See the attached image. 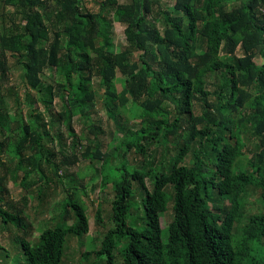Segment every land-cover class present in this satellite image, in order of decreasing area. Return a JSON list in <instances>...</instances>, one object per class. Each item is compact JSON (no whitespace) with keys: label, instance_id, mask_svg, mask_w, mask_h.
<instances>
[{"label":"trees","instance_id":"16d2710c","mask_svg":"<svg viewBox=\"0 0 264 264\" xmlns=\"http://www.w3.org/2000/svg\"><path fill=\"white\" fill-rule=\"evenodd\" d=\"M163 1L100 0V10L91 12L82 10L78 0H4L14 8L9 14L14 28L0 31V93L10 80V52L25 71L24 86L29 91L47 88L50 95L43 97L44 102L60 97L61 118L70 130L72 117L95 98L93 74L105 87L112 115L130 100L140 102L142 126L127 130L120 140L127 150L134 147L145 154L144 141L149 137L144 133L157 141L160 135L165 138L186 129L187 122L188 135L168 163L170 171L152 164L132 166L123 159L114 172L116 154L88 146L82 152L84 158L102 160L101 170L108 171L103 186L112 182L114 228L108 230L98 253L107 264H114L113 248L122 242L123 264H264V213L251 216L241 236L233 234L243 217L242 197L248 187L260 191L264 204V61L257 65L253 60L257 52L264 60V0H175L172 9ZM154 6L159 9L155 14ZM106 7L113 20L124 26L127 42L114 53L108 50L109 22L102 14ZM160 16L163 33L149 21ZM199 41L204 44L201 53ZM239 45L244 54L236 62L222 59V51L233 54ZM134 52L139 53L138 59L129 60ZM47 69L76 75L77 82L51 86L42 77ZM210 73L221 76L215 93L220 103L210 98L206 82ZM4 102L1 97L0 154L8 150L20 156L31 150L37 162L46 158L52 163L54 154L44 142L50 134L46 123L37 121L31 111L29 118L23 117L22 133L13 144L12 130L1 111ZM195 102L202 108L200 114L193 111ZM165 103L172 109L162 115ZM245 109L251 110L247 119L260 137L258 153L247 164L240 162L244 143L238 123L243 117L235 119ZM91 131L96 133V126ZM187 157L192 163L185 161ZM146 178L151 179V188ZM5 188L0 180V192ZM137 188L142 192L140 222L129 224ZM214 191L223 203L213 201ZM170 199L173 219L163 230L160 218ZM2 202L0 193V217L5 224L15 223L20 212L12 213ZM96 216L101 220L100 210ZM61 219L42 232L37 245L22 240L24 264H62L68 237L89 231L85 208L72 194L64 202Z\"/></svg>","mask_w":264,"mask_h":264},{"label":"rangeland","instance_id":"374dc122","mask_svg":"<svg viewBox=\"0 0 264 264\" xmlns=\"http://www.w3.org/2000/svg\"><path fill=\"white\" fill-rule=\"evenodd\" d=\"M82 10L98 12L100 0H78ZM137 0H117L118 3L136 2ZM175 0H164L166 8L172 9ZM13 7L7 5L4 0H0V31L1 34L13 30L9 14L13 12ZM157 6L153 7V14L158 12ZM103 16L109 22L107 31L110 34V45L108 50L114 53L122 49L126 44L124 26L115 22L109 12L108 7L103 11ZM154 26L158 27L163 33L165 23L163 17L154 21L149 18ZM204 44L198 42L197 51L203 52ZM137 52H134L129 60L138 59ZM243 50L239 45L233 54L221 52V57L226 62H236L243 56ZM257 65L263 63V58L257 52L254 57ZM8 64L10 68L9 83L6 84L0 93L4 99L2 113L7 119V127L11 128L9 135H12L14 144L22 133L21 121L23 117L29 118L30 112L40 123H46L50 134L45 137L44 142L53 152L52 163L43 158L37 162L33 158V152L26 150L20 156L6 150L0 154V180L6 187L0 193L3 194L6 209L12 213L20 212L15 223L5 224L0 217V264H24L25 258L22 251V240L27 239L33 244L40 243L42 232L47 228H53L61 223V216L64 212V202L69 194L76 196L85 208L89 221V231L82 236H70L65 247V254L62 264H107L106 257L99 255L102 241L110 228H114L111 221L113 199L112 182L108 180L103 186V179L106 171H102L101 159H88L82 156L87 146L91 150L100 147L102 151L108 154H116L115 162L111 169L116 172L123 159H126L132 166L140 167L152 164L153 166H164L166 171H170L168 163H172L175 153L181 145L183 139L188 135L187 122L182 129L168 137H157V141L152 139L149 133H144L149 137L148 142L144 141L146 153L142 154L136 151L134 147L126 149V146L120 145V140L124 132L129 129H138L143 124L139 101L130 100L125 108H117L115 114L110 106V100L105 95V87L101 85L99 76L93 74L92 85L94 90V100L86 105L82 113L74 115L71 119V127L61 118L64 110L60 97H55L53 102H44V98L49 97L48 89L41 92L29 91L24 86V69L17 63L16 57L8 53ZM43 79L51 86H56L58 82H77L78 77L73 74L60 75L51 69L45 70ZM120 80V73L117 75ZM221 76L218 73H210L206 76L207 89L212 94L211 100L219 102L216 92H219ZM117 90L120 92L122 84L116 83ZM13 92V94H11ZM14 93L20 97L17 101ZM13 96V97H11ZM218 103V104H219ZM118 104V102H117ZM172 106L165 103L160 112L168 114ZM193 111L195 114L202 112L201 106L195 102ZM250 109L242 110V113L235 115L236 121L241 131V139L244 143V155L240 162L247 164L253 160L258 153L260 146V137L254 131V124L247 119ZM172 119V112L169 116ZM96 126V133L91 131V127ZM201 124H198L200 127ZM1 130V126H0ZM188 131V130H187ZM180 134L182 136H180ZM234 141V138L232 139ZM209 144V143H208ZM187 163H192V158L185 159ZM3 164V165H1ZM56 164L59 166V172H56ZM21 165V167H20ZM40 166V168L38 167ZM108 172V171H107ZM145 182L148 188L152 183L150 178ZM136 185V184H135ZM171 188H169L170 191ZM138 193L133 197L135 206L132 207L127 217V222L139 223L142 210V192L137 188ZM213 201L223 203L224 201L213 192ZM172 205L174 201L168 202V208L160 218L161 228L165 230L173 219ZM97 210H100L101 220L97 218ZM243 217L239 223L234 225L233 234L236 238L241 236L242 229L253 215L264 213V204L261 200L260 191L252 186L248 187L242 197ZM71 223V222H69ZM114 239V238H113ZM123 242L113 248L114 264H123L121 249Z\"/></svg>","mask_w":264,"mask_h":264}]
</instances>
